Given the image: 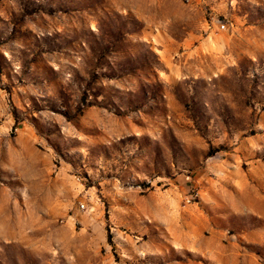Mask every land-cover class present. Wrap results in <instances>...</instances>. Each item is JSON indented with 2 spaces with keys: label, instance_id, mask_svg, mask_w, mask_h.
<instances>
[{
  "label": "rangeland",
  "instance_id": "rangeland-1",
  "mask_svg": "<svg viewBox=\"0 0 264 264\" xmlns=\"http://www.w3.org/2000/svg\"><path fill=\"white\" fill-rule=\"evenodd\" d=\"M0 264H264V0H0Z\"/></svg>",
  "mask_w": 264,
  "mask_h": 264
},
{
  "label": "built area",
  "instance_id": "built-area-1",
  "mask_svg": "<svg viewBox=\"0 0 264 264\" xmlns=\"http://www.w3.org/2000/svg\"><path fill=\"white\" fill-rule=\"evenodd\" d=\"M225 28V26L224 25H221V29L223 30Z\"/></svg>",
  "mask_w": 264,
  "mask_h": 264
}]
</instances>
